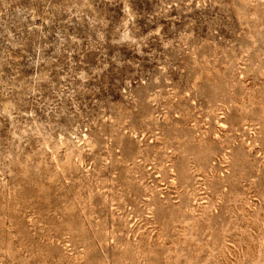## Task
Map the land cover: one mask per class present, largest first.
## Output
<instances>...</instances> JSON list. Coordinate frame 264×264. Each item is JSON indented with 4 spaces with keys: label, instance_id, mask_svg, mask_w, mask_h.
<instances>
[{
    "label": "rangeland",
    "instance_id": "obj_1",
    "mask_svg": "<svg viewBox=\"0 0 264 264\" xmlns=\"http://www.w3.org/2000/svg\"><path fill=\"white\" fill-rule=\"evenodd\" d=\"M0 264H264V0H0Z\"/></svg>",
    "mask_w": 264,
    "mask_h": 264
}]
</instances>
